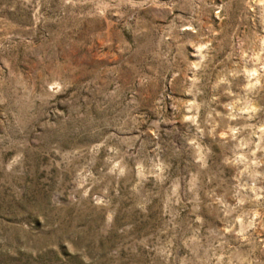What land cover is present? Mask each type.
Listing matches in <instances>:
<instances>
[{
    "label": "rangeland",
    "instance_id": "obj_1",
    "mask_svg": "<svg viewBox=\"0 0 264 264\" xmlns=\"http://www.w3.org/2000/svg\"><path fill=\"white\" fill-rule=\"evenodd\" d=\"M0 264H264V0H0Z\"/></svg>",
    "mask_w": 264,
    "mask_h": 264
}]
</instances>
